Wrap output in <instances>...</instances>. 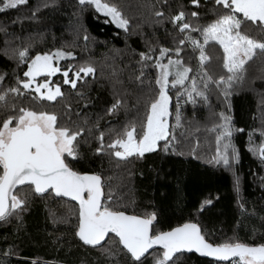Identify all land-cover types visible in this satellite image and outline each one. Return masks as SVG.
I'll use <instances>...</instances> for the list:
<instances>
[{
    "label": "snow or ice",
    "instance_id": "snow-or-ice-1",
    "mask_svg": "<svg viewBox=\"0 0 264 264\" xmlns=\"http://www.w3.org/2000/svg\"><path fill=\"white\" fill-rule=\"evenodd\" d=\"M27 3L0 0V13ZM190 3L197 10L183 4L174 7L170 0L146 5L152 26L163 28L170 46L159 38L156 43L145 41L147 50L138 53L139 73L135 76L139 85L148 89L144 114L119 128L103 129L99 119L74 110L70 102L56 109L72 94L85 101L84 109L89 107L83 89L89 79L95 80L94 64L86 61L62 68L59 61L76 60L73 52L62 48L30 55L33 45L29 44L15 51L17 66L24 64L27 70L22 77L16 75L14 83L8 82L7 73H0V222H22L36 199L67 198L78 206L70 210L76 218L74 236L81 246L99 251L103 261L98 264H182L185 254L192 253L210 258L212 264H264V243H247L235 234L215 238L213 229L201 219L206 209L214 207L212 197L202 200L188 219L164 229L162 209L150 203L142 211L130 213V205L113 191L114 177L106 175L120 170L124 175L116 178L131 183L135 173L128 166L143 161L148 154L183 156L181 144L186 133L179 130L191 123L184 116V107L191 105L193 116L198 106L211 110L213 95L222 98L225 111L211 112L220 122L208 129L216 133V150L207 163L228 170L239 163V153L232 144L231 97L245 83L251 63L259 59L264 64V0H212L205 16L198 11L202 0ZM77 4L81 12L94 9L110 18L105 22L131 34V21L117 3L77 0ZM83 38L88 40L87 35ZM149 71L155 74L149 77ZM58 73L60 83L52 79ZM118 84H122L119 78L114 89ZM126 96L115 91L105 115L127 114ZM25 100L37 106H25ZM140 102L137 97V104ZM250 150L258 151L264 163V145ZM189 154L196 156V150ZM89 160H100V170L76 167ZM234 188L239 193L238 176ZM12 254L11 248L4 253Z\"/></svg>",
    "mask_w": 264,
    "mask_h": 264
},
{
    "label": "trees",
    "instance_id": "trees-1",
    "mask_svg": "<svg viewBox=\"0 0 264 264\" xmlns=\"http://www.w3.org/2000/svg\"><path fill=\"white\" fill-rule=\"evenodd\" d=\"M111 2L117 3L131 21V34L111 22H105L110 19L94 9L81 12L77 0H28L18 9L0 13V29H4L0 30V73L8 74L9 83H14L16 75L22 77L26 66L20 64L18 67L14 54L17 49L29 44L33 45L30 55L58 48L69 50L76 60L67 59L64 61L66 64L87 61L94 63L97 72L95 80L89 79L87 88L83 89L89 107L84 109L85 101L72 94L67 101H61L56 106L58 111L70 102L74 110H82L92 120L99 119L100 126L105 130L110 126L119 128L127 120L142 118L148 89L142 88L135 80L139 73L138 53L147 50L146 40L156 43V38H159L160 42L170 46V38L165 36L163 28H154L151 24L152 16L146 5L157 3V0ZM170 3L174 7L183 4L190 10H197L191 7L190 0H170ZM211 7L212 0H207L206 4L202 0L198 11L205 16ZM167 28L172 30L170 24ZM85 35L88 36L87 41L83 38ZM193 35L199 36L198 33ZM217 71H220L218 67ZM147 74L151 77L155 73L149 71ZM262 77L264 64L257 59L251 63L245 83L238 86V91L231 97L232 144L239 153V163H233L231 170L207 163L216 149V133L208 129L220 122L211 116V112L225 111L222 98L213 95L211 110L198 106L193 116L192 106L184 107V116L191 123L179 130L186 133L181 144L183 156L148 154L143 161L128 166L135 173L131 183H121L116 178L124 175L120 170L106 173L114 177L113 191L130 205V213L133 210L142 211L150 203L155 204L162 209L161 227L167 229L188 219L195 214L202 200L212 197L214 207L206 209L201 219L213 229L215 238L226 239L235 234L247 243H264V163L250 150L251 142L256 144L264 138L261 135L264 129L257 116L258 102L263 101L261 105L264 104ZM117 78L122 84L114 89ZM52 79L62 82L61 76ZM115 91L122 95L127 93L129 111L110 117L105 115V111L113 102ZM137 97L141 101L139 104ZM192 149L196 150V156L189 154ZM76 167L81 171H99L101 162L89 160ZM108 167L105 159L104 168ZM236 176L240 181L239 193L234 188ZM216 196L220 199L215 200ZM60 201L77 207L66 198L36 199L30 210L23 214L22 222L16 219L9 223L0 222V264H33V261L36 264H98L103 261L99 251L81 246L74 236V216L55 222L51 218V210L63 209ZM10 248L13 254L5 256ZM182 264H212V261L192 253L185 254Z\"/></svg>",
    "mask_w": 264,
    "mask_h": 264
},
{
    "label": "rangeland",
    "instance_id": "rangeland-1",
    "mask_svg": "<svg viewBox=\"0 0 264 264\" xmlns=\"http://www.w3.org/2000/svg\"><path fill=\"white\" fill-rule=\"evenodd\" d=\"M110 19V18H109ZM55 49H53V50H51V51H54ZM65 50V49H64ZM65 51H67V50H65ZM69 51V50H68ZM50 52V51H49ZM10 54V53H9ZM10 56H11V54H10ZM67 59H65V60H61V61H59V64H60V66L63 68H65V67H67L69 64H73V65H76V64H81V63H84L82 60V62H68L67 64L64 62V61H66ZM92 64H94V63H92ZM27 70V69H26ZM56 76H61L59 73L56 75ZM60 83V82H59ZM262 102L263 101H259L258 103H259V110H258V112H257V116H258V118H259V122H260V124H262L261 126V128H263L264 129V104L263 105H261L262 104ZM173 111H174V107H175V97L173 98ZM24 104H26L27 106H35L32 102H30V101H25V103ZM261 145H264V138H261L260 139V141H258L256 144H254L253 142H251L250 143V148L251 149H258ZM215 150L216 149H214L213 150V154H212V156L215 154ZM253 152V151H252ZM253 154L256 156V157H260L259 156V153H258V151L257 152H253ZM59 203H62V205H63V209H61L60 211H57V210H54V211H52L51 210V212H50V216H51V218L54 220V218H55V220H57V219H68V218H70L71 216H74L75 217V215H70V210H72V211H75V209L77 208L76 206H73L72 204H70V203H68V202H63V201H60ZM110 243H112V241H110Z\"/></svg>",
    "mask_w": 264,
    "mask_h": 264
},
{
    "label": "water",
    "instance_id": "water-1",
    "mask_svg": "<svg viewBox=\"0 0 264 264\" xmlns=\"http://www.w3.org/2000/svg\"><path fill=\"white\" fill-rule=\"evenodd\" d=\"M67 199V198H66ZM68 200V199H67ZM72 202V201H71ZM74 204H75V202H73ZM78 207V206H77ZM195 254V253H194ZM196 255H198V254H196ZM199 256V255H198ZM203 258H206V259H208V260H211L210 258H207V257H203Z\"/></svg>",
    "mask_w": 264,
    "mask_h": 264
}]
</instances>
